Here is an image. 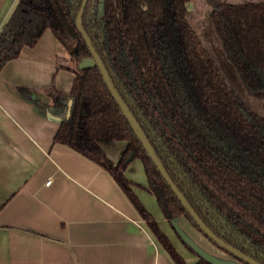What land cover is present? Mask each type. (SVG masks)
Returning <instances> with one entry per match:
<instances>
[{"label":"trees","instance_id":"16d2710c","mask_svg":"<svg viewBox=\"0 0 264 264\" xmlns=\"http://www.w3.org/2000/svg\"><path fill=\"white\" fill-rule=\"evenodd\" d=\"M94 1H88L82 14L83 28L166 173L216 236L264 264V102L254 106L229 86L199 28L207 6L217 40L247 93L250 88L261 90L264 0H220L215 7L208 0H102L100 17L90 19ZM81 2L17 0L0 27V71L50 28L69 52V58L57 57L56 65L74 72L70 91L61 92L53 80L46 87L16 88L28 98L42 91L48 101L31 98L42 112L51 105L66 107L72 98L70 115L60 118L53 141L103 167L157 242L176 264H186L133 191L138 183L124 174L134 158L142 162L147 191L154 194L164 218L183 215L204 232L147 155L99 67H78L91 55L75 24ZM117 140L125 147L113 162L100 143ZM130 152L133 157L127 162ZM199 259L197 264H209Z\"/></svg>","mask_w":264,"mask_h":264},{"label":"crops","instance_id":"0c3cea01","mask_svg":"<svg viewBox=\"0 0 264 264\" xmlns=\"http://www.w3.org/2000/svg\"><path fill=\"white\" fill-rule=\"evenodd\" d=\"M16 2L0 0V27ZM42 33L0 71V264H176L115 179L73 147L53 141L63 111L41 113L15 92L13 86L41 88L51 80L61 92L71 89L74 72L56 65L57 57L68 58L67 49L49 29ZM120 143L106 151L113 162L125 147ZM124 174L142 186L133 191L186 264H197L199 257L147 191L142 162L134 158ZM176 224L195 242L223 253L186 218Z\"/></svg>","mask_w":264,"mask_h":264},{"label":"water","instance_id":"95a60500","mask_svg":"<svg viewBox=\"0 0 264 264\" xmlns=\"http://www.w3.org/2000/svg\"><path fill=\"white\" fill-rule=\"evenodd\" d=\"M86 2H87V0L82 1L81 7L76 14L75 24H76L78 32L82 33L84 41L87 44V47L89 48V50L91 52V55L80 60L77 64L78 67L80 69L86 68V67H92L95 65H97L99 67L100 72H101L102 77H103V80L106 82L112 97H114V99L117 102V104L119 105L122 113H124V115L126 116L131 128L134 129V131H135L137 137L139 138L141 144L144 146V148L147 152V155L150 157V159L157 166V169L159 170L160 174L166 180V182L170 185L173 193L177 195L182 206L184 207L185 210L188 211V213L190 214V216L194 220L195 224L197 226H199L200 230L203 231L204 234L208 238H210L213 242L216 243V245L218 246V249L220 247L224 251H222L223 252L222 254H220V253L216 254V253L210 251L209 249L205 248L204 245L202 246L199 243L195 242V240L192 239V237H190L187 232H185L182 228H180L176 224V220L179 217H184L183 215H178V216L170 218L169 221H171L172 226L175 228V230H176L178 236L180 237L181 241L183 243H187L188 246L191 247L193 252L199 258L207 260L210 264H245L242 260L246 261L248 264H262L259 261H257L256 259H254L253 257L247 256L242 251H240L238 248L233 247L232 245H230L229 243L224 241L221 237L216 236L212 232V230L203 222V220H201V218L199 217V215L197 214L195 209H193L192 206L190 205V203L188 202L187 198L184 196L183 193H181L179 191V189L177 188V186L175 185V183L173 182L171 177H169V175L166 173L161 161H159V158L156 155V152H155L153 146L149 143V141H148L143 129H141L137 119L135 118V116L132 113H130L127 105L124 102V100L122 99V97H120L118 91L115 89L112 80H110L108 71H107L105 65L102 63V60L99 56V53H97L95 48H93L91 41H90V38L88 36V33L85 32V30L83 28V25H82V16L83 15H82V13H83L84 7L86 5ZM36 28H37V31L41 30L39 25H37ZM47 29L50 30V28H47ZM16 87L17 86H13L15 92L18 93L21 96V98L24 99V101H26L27 103L32 105V107L37 109L39 112L43 113L37 107V105L33 102V100L31 99L34 97L40 98L38 96V94H36V92H34V93L32 92L31 98H28V97L24 96ZM34 87L29 86L30 89H32ZM39 92H42V91L39 90ZM263 92H264V90H263ZM71 103H72V99L70 98L68 100V107H70ZM68 113H69V108L67 109L66 115H68ZM58 121L60 123V119ZM120 145H121V143L119 140L112 142V143H105V142L100 143V146H102V148L105 151H109L110 149H117L118 147H121ZM132 157H133V152H130L125 160L127 162H129L130 160H132ZM225 251H227L228 253ZM229 253H231V254H229Z\"/></svg>","mask_w":264,"mask_h":264},{"label":"rangeland","instance_id":"374dc122","mask_svg":"<svg viewBox=\"0 0 264 264\" xmlns=\"http://www.w3.org/2000/svg\"><path fill=\"white\" fill-rule=\"evenodd\" d=\"M219 0H215L213 4H217ZM234 1V0H233ZM188 9H191L192 4L190 2L187 3ZM210 9L207 6H204L203 8V14H201V23H200V33L204 40V44L208 47L213 59L218 63L220 66L222 73L224 77L227 79V82L230 87L234 89V91L238 94H240L242 97H248L247 93V86L242 82L240 77H238L237 72L234 68L233 63L231 60H228L223 52V49L221 45L219 44L217 40V36L214 34V28L212 27L211 21H210ZM65 56V55H63ZM143 178L145 176L143 175ZM147 181V179L145 178ZM140 187H142L140 184H136ZM195 228V227H194ZM196 229V228H195ZM197 230V229H196ZM201 234V233H200ZM211 248H213L211 246ZM214 250H216L214 248ZM217 251H221L220 249Z\"/></svg>","mask_w":264,"mask_h":264},{"label":"flooded vegetation","instance_id":"af4514ba","mask_svg":"<svg viewBox=\"0 0 264 264\" xmlns=\"http://www.w3.org/2000/svg\"><path fill=\"white\" fill-rule=\"evenodd\" d=\"M83 1V0H82ZM88 1L89 0H87V2H86V5H87V3H88ZM209 2H210V4L213 6V7H215L217 4H219L220 3V0L219 1H217L218 3L217 4H213V2L215 1V0H208ZM101 2H102V0H95L94 1V5L92 6L93 8H94V12H89L88 13V15H89V18L90 19H94V18H99L100 17V15H99V12H101V9H100V5H101ZM82 3V2H81ZM86 5H85V7H86ZM80 7H81V5H80ZM85 7H84V10H85ZM80 9V8H79ZM84 10H83V13H84ZM82 13V14H83ZM214 32V34H215V31H213ZM216 35V34H215ZM200 36H201V33H200ZM201 39L203 40V38H202V36H201ZM203 42H204V40H203ZM61 58V57H60ZM68 58H69V52H68ZM64 69V68H63ZM67 69V68H66ZM262 90V91H261ZM261 90H257V89H252V88H250L249 89V92H248V94H246L248 97L246 98V97H243L245 100H247V101H250L254 106H259L260 105V103L261 102H264V93H263V90H264V88L263 89H261ZM240 95V94H239ZM241 96V95H240ZM242 97V96H241ZM70 99V98H69ZM68 99V100H69ZM72 99V98H71ZM68 100H67V105H66V107L64 106L63 108H60L62 111H63V116H62V118L63 117H67V116H69L70 114L68 113V115H66V113H67V109L69 108V111H70V107H68ZM52 104H54V103H52ZM263 105V104H262ZM71 106V105H70ZM51 108H54V106H52L51 105ZM51 108H50V110H51ZM55 108H57V107H55ZM210 242V241H209ZM212 243V242H211ZM213 244V243H212ZM214 245V244H213ZM217 249H218V247L216 246V245H214ZM221 251H224L223 249H221V248H219ZM218 249V250H219ZM241 251V250H240ZM243 252V251H242ZM244 253V252H243ZM231 254V253H230ZM244 254H246V253H244ZM247 256H249V257H251L250 255H248V254H246ZM236 258V257H235ZM254 259H256L255 257H253ZM257 260V259H256ZM245 264H248L246 261H244V260H242ZM258 261V260H257ZM260 262V261H259ZM261 263V262H260ZM263 264V263H262Z\"/></svg>","mask_w":264,"mask_h":264},{"label":"built area","instance_id":"2783aa9c","mask_svg":"<svg viewBox=\"0 0 264 264\" xmlns=\"http://www.w3.org/2000/svg\"><path fill=\"white\" fill-rule=\"evenodd\" d=\"M50 183V181L49 180H47V182L45 183V184H49Z\"/></svg>","mask_w":264,"mask_h":264}]
</instances>
